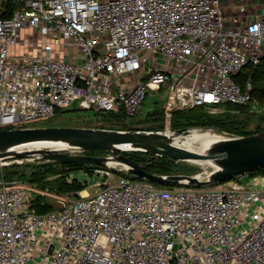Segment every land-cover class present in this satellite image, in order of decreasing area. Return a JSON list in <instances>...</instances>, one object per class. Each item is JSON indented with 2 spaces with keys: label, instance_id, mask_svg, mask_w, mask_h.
Here are the masks:
<instances>
[{
  "label": "built area",
  "instance_id": "built-area-1",
  "mask_svg": "<svg viewBox=\"0 0 264 264\" xmlns=\"http://www.w3.org/2000/svg\"><path fill=\"white\" fill-rule=\"evenodd\" d=\"M234 9L221 0H19L0 17V129L74 104L128 121L162 88L168 129L175 109L248 106L251 82L234 76L264 57V1ZM59 45L77 55L61 59ZM205 168L192 175L205 179ZM91 173L89 184L66 179L85 194L40 191L55 201L38 213L32 187L1 171L0 264H264V173L172 188L125 164Z\"/></svg>",
  "mask_w": 264,
  "mask_h": 264
},
{
  "label": "water",
  "instance_id": "water-1",
  "mask_svg": "<svg viewBox=\"0 0 264 264\" xmlns=\"http://www.w3.org/2000/svg\"><path fill=\"white\" fill-rule=\"evenodd\" d=\"M187 130L189 129H172V133H184ZM32 142H60L66 147L15 149ZM127 149L146 151L173 160H203L209 162L213 169L205 179H198L192 174H155L144 169V162L118 153L119 150ZM85 150H102L112 153L113 156L88 154L84 152ZM8 157L32 158L34 161H53L61 164H93L103 167L107 166V160L114 158L127 165L129 173L153 183L204 184L223 181L264 167V131L225 136L198 152L172 144L164 130L141 132L82 126L5 127L0 129V160Z\"/></svg>",
  "mask_w": 264,
  "mask_h": 264
},
{
  "label": "rangeland",
  "instance_id": "rangeland-1",
  "mask_svg": "<svg viewBox=\"0 0 264 264\" xmlns=\"http://www.w3.org/2000/svg\"><path fill=\"white\" fill-rule=\"evenodd\" d=\"M14 1H19V0H13ZM223 0H221L222 3ZM264 1V0H263ZM7 0H0V14L4 13L7 9L8 6L6 5ZM255 2H257V0H255ZM31 37H36V41L41 40L42 38L36 34H33ZM57 48H61L60 51V56L61 59L63 58H71V57H75L77 55L76 50L73 47H68L65 49L64 46L59 45V47ZM17 50H19L17 48ZM166 92L164 90V88H162L160 91H148L142 105L140 108L139 113L132 117L130 119V121L132 122L131 125L129 126V129H121V130H132V131H141V132H158V131H171V128L168 129L167 126V121L166 118L164 117V115H162L160 112L163 109V105L166 103L167 99H166ZM225 105H223L224 107ZM96 110L92 109H79L77 108L76 104L67 107V108H63L60 109L58 111H56L54 113V115L46 117L44 119H37L34 120L32 122H30L31 124H35V125H43V126H82V127H95V124L98 121L96 119H103L105 117H111L110 113L108 111H100L99 113H95ZM222 110H208L209 113H218L221 112ZM112 113V112H111ZM149 114V120L150 121H145L146 115ZM158 117H161V121L163 122V124L165 125L162 129H158V128H154L155 124L154 121L156 119H158ZM178 118H180L179 115H174L172 117V121L178 120ZM223 119H225L226 121H231V125H228L229 127H234L233 129H235V127L237 126H242L244 132H251V131H264V100H259L256 97L254 99L251 100L250 104H249V109L248 111H244L242 113H238L236 115L233 114H229V115H223L222 116ZM109 121H106L105 126H109ZM118 123V122H117ZM233 123V125H232ZM100 126V125H99ZM97 126V127H99ZM170 126V125H169ZM27 127H31V126H27ZM199 127H207L209 128V131L215 135H219L222 136L223 134L226 136L227 132L225 133L224 130L216 131L217 129L212 127V126H199ZM101 128V127H100ZM105 128V127H104ZM109 128V127H108ZM194 128L197 127H189L188 129L190 130H194ZM111 129H119V128H111ZM235 131V130H234ZM176 134V133H175ZM236 134V133H235ZM242 135V134H241ZM244 135V134H243ZM247 135V134H246ZM196 139L194 137H189L186 138L182 141V144H184L185 146L191 147V148H195L196 146ZM133 151H139V150H119L118 153L121 154H126L127 156L131 157V156H138V154H134ZM139 152H146V151H139ZM95 153L100 154V155H106L109 154V156H113L112 153H107L105 151L101 152V151H95ZM150 153V152H147ZM153 154V153H151ZM141 156H144L145 158H147L149 160V158H151L150 155H145L143 153H140ZM155 155V154H154ZM159 156V155H158ZM112 158V157H111ZM114 159V158H112ZM151 160H156V158H151ZM173 160V159H171ZM3 161H5L8 165V167L12 165V163H17V165L15 164L16 169H18V172H33V173H43V167L41 166L43 163H49L50 161H34L32 160V158H14V157H8L3 159ZM119 161V160H118ZM13 163V164H14ZM205 164V165H204ZM202 164L201 162L195 161V160H190L188 159V161L185 160H174L171 163H166V166L168 167V170H170L168 174H194L196 172H199L201 170H203V175L206 172V166L211 168V164H206L204 163ZM122 167L121 164L117 165ZM117 166H113V167H117ZM12 169H15L13 167H11ZM58 168V166H52V164H45L44 166V173L45 174H49L51 169H56ZM66 168H70V166L65 167ZM4 169L5 167L3 166L1 171L3 173L4 178L5 174H4ZM0 171V173H1ZM173 172V173H172ZM72 174H74V176L78 179H80L81 181H85L87 182V184L91 183L92 180L95 179L94 175L89 172L86 171L85 169H77L71 172ZM155 174H159V171L156 170L155 172H152ZM161 174V173H160ZM199 175V174H196ZM51 177V178H50ZM47 177V179H54L57 176H50ZM7 179V178H6ZM241 181L244 183L247 181V177L246 176H242L241 177ZM32 189H33V196H35L36 194H40L39 192L42 191L43 193H48L45 189L40 188V185L38 183H28ZM156 186L160 187V188H172L173 186H175V184H167V183H155ZM211 184V183H209ZM205 185H208L205 184ZM189 186H193V185H189ZM84 191L86 192L84 189L81 190V192ZM83 194V193H81ZM41 195V194H40ZM43 196H46L45 194H43ZM72 198H74V196H72ZM48 199L49 202H51L52 204L55 201L54 196L52 195H48Z\"/></svg>",
  "mask_w": 264,
  "mask_h": 264
},
{
  "label": "trees",
  "instance_id": "trees-1",
  "mask_svg": "<svg viewBox=\"0 0 264 264\" xmlns=\"http://www.w3.org/2000/svg\"><path fill=\"white\" fill-rule=\"evenodd\" d=\"M6 5L8 6V9L0 14V17H8L12 14L13 10L15 9L17 5V1L13 0H7ZM235 81H237L239 84L243 85L244 82L249 80L251 82L252 88L250 90V95H251V100L254 99L255 97L259 100H264V57L260 60V62L256 65L248 64L246 65L237 75L234 76ZM225 105L222 109L221 112L218 113H209V107L207 106H194L190 107L187 109H175L171 113L170 117V128L171 129H180V128H189L191 127H199V126H212L216 128V131H221L224 130L226 134L229 135H246V134H251L255 133L258 131H251V132H244L242 126H236L235 129L232 127H229L228 125H231V121H226L225 119L222 118L223 115H236L238 113H242L244 111H248L249 105L248 106H236L232 104H223ZM222 105V106H223ZM100 111H95V113H99ZM111 117H105L103 119H96L98 121V126L101 128H119V129H129V126L131 125V121H127V117L123 113H111L109 112ZM162 115H164L163 110L160 112ZM174 115H179L180 118L178 120L172 121V117ZM149 114L146 115V120L145 121H150L149 120ZM106 121H109V126H105ZM118 122V123H117ZM154 122L155 124V129H162L165 125L161 121V117H158V119L151 121ZM97 123V122H96ZM233 125V123H232ZM31 127L35 126H43V125H28ZM235 130V131H234ZM236 133V134H235ZM95 151H101L102 150H85V153L88 154H97ZM133 153L138 156L134 157L131 156L132 159L144 162V169L148 172H155L156 170L159 171V174H168L171 173L168 170V167L166 166V163H171L174 160L154 155L151 153L147 152H139V151H133ZM140 153H143L145 155H150L151 158H156V160H149L145 158L144 156H141ZM127 154V153H126ZM100 155V154H97ZM14 163V162H13ZM11 165V167L15 168L12 169L10 166L5 165L4 169V174L5 177L8 180L12 179H18L27 183H38L40 185V188L45 189L47 192H54L57 194H62L65 192H70V191H80L85 188V185L82 184L79 180L76 178H73L70 182H68L67 176L74 170L77 169H85L86 171L91 172L93 168H96L98 166L93 165V164H61V163H56L53 161H50L49 163H43L41 166L43 167V173L44 171V166L45 164H52V166H58L56 169H51L50 173L47 175H43V173H33V172H25V171H20L18 172V169H16L14 163ZM70 166V168L65 167ZM173 173V172H172ZM259 173H264V167H259L257 169L251 170L247 172L248 175H254V174H259ZM50 176H57L54 179H47V177ZM51 178V177H50ZM32 205L35 208V210L38 213H45L48 210L53 208V204L49 202L48 196H43L40 194H36L33 198Z\"/></svg>",
  "mask_w": 264,
  "mask_h": 264
},
{
  "label": "bare ground",
  "instance_id": "bare-ground-1",
  "mask_svg": "<svg viewBox=\"0 0 264 264\" xmlns=\"http://www.w3.org/2000/svg\"><path fill=\"white\" fill-rule=\"evenodd\" d=\"M164 133L166 134V136L170 138V142L172 144L189 149V150L198 151V152L203 151L207 145L216 141L217 139L225 137V136H219V135H215L211 133L209 131V128H205V129L194 128V130H187V132L176 133V134L172 133V131H164ZM189 137H194L196 139L197 143H196L195 148H191V147H188L182 144V141ZM64 147L66 146L60 142H32L24 146L23 145L18 146L15 149H41V148L62 149ZM123 147H128V146H123ZM190 160H195V161L201 162L202 164L204 163L210 164L209 162L203 161V160H197V159H190ZM107 164L111 166H117L121 164L122 166H124L123 162L118 161L116 159L107 160ZM207 172L208 171L206 169V172L204 174H206ZM196 176H199V175H196ZM81 193L85 194L86 192L82 191Z\"/></svg>",
  "mask_w": 264,
  "mask_h": 264
},
{
  "label": "crops",
  "instance_id": "crops-1",
  "mask_svg": "<svg viewBox=\"0 0 264 264\" xmlns=\"http://www.w3.org/2000/svg\"><path fill=\"white\" fill-rule=\"evenodd\" d=\"M251 1L253 0H223L222 1V5L225 7L226 9V12L231 15V14H234V6L239 3V2H242V3H250ZM257 3H258V0H257Z\"/></svg>",
  "mask_w": 264,
  "mask_h": 264
}]
</instances>
